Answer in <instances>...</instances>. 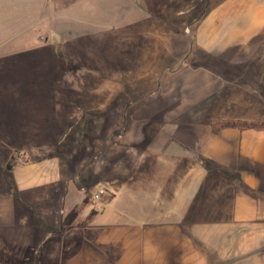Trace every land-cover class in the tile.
<instances>
[{
  "label": "crops",
  "instance_id": "0c3cea01",
  "mask_svg": "<svg viewBox=\"0 0 264 264\" xmlns=\"http://www.w3.org/2000/svg\"><path fill=\"white\" fill-rule=\"evenodd\" d=\"M9 1L0 0V249L11 264L25 244L37 264H101L104 254L115 264H195L194 253L196 264H264V128L205 119L264 122V0H210L193 39L175 43L181 56L168 74L182 64L186 87L147 93L149 107L133 112L148 107L149 118L122 135L131 121L123 102L90 105L79 119L62 118L58 105L37 119L44 47L66 42L45 38L60 27L44 29L43 9ZM74 70L63 73L91 78ZM70 80L49 89L76 96ZM102 159L98 187L87 188ZM100 188L107 198L92 200Z\"/></svg>",
  "mask_w": 264,
  "mask_h": 264
},
{
  "label": "rangeland",
  "instance_id": "374dc122",
  "mask_svg": "<svg viewBox=\"0 0 264 264\" xmlns=\"http://www.w3.org/2000/svg\"><path fill=\"white\" fill-rule=\"evenodd\" d=\"M209 1L10 0L6 5L7 9L26 8L30 14L32 10L43 9L44 29L53 25L60 27V31L53 30L50 31L51 33H45V38L66 42V45L62 46L44 47V59L39 72L44 74L45 94L43 105L39 103L36 109L37 119L44 120L46 123L51 118V112L54 113V108L58 105L62 106L60 111L62 118L75 115L79 119L80 114L89 111L88 106L90 105L93 106V109L102 111V107L105 108L106 105L111 110L112 107H116L117 103L122 102L126 105L125 115L127 117L125 120L131 121L125 123L124 128L119 129L121 135L127 125H132V120H138L140 117L148 119L151 111L148 110L149 96H146L147 93L157 89L180 90L186 87L188 81L183 79L182 64L173 70V74H168V71L176 67L170 63L176 62L177 58L181 56L180 51L177 52L175 43L181 46L187 40L193 39L190 26L193 24L194 18L199 16L198 12L200 13ZM191 5L193 8L189 7ZM189 8L191 11L188 16ZM76 58L78 61L75 65ZM80 58L82 60H79ZM84 58L88 60V63L83 68L84 64L80 61H84ZM75 68L77 75L86 69V74L81 75H88L91 78L74 79V74L63 73L75 71ZM58 71L62 72H59L61 76L57 78L58 75H55V79H52V72L58 73ZM101 75L106 78H102ZM155 76L157 79H150ZM67 79L73 82L74 86L80 88L76 96L63 88L59 94L55 95L50 91L49 88H52L54 83L65 88ZM90 87L96 90H92ZM29 88L34 89L32 86ZM31 97L32 95L29 93L28 104L30 106L33 103ZM144 103L148 105L145 110L137 109L133 112L135 105ZM76 104L77 109L76 107L71 109L72 105ZM129 105L131 106L129 107ZM162 114L164 115V113ZM186 115L189 114H182V116ZM215 116V113H205L206 120L220 122L221 120L215 119ZM93 125L94 131H101L99 126L94 125L93 127ZM145 129L146 136L150 134V130L151 132L157 130V128H154L155 130ZM141 132L143 136V130ZM100 139V143L106 142L103 137ZM92 146L98 145L94 143ZM64 153L67 152L63 151L62 154ZM81 161H77V167L80 166ZM103 162L104 159L101 160V164L92 168L95 169V172L86 177L87 188L98 187L97 182L99 176L102 175ZM94 193H92V200H94ZM103 198L105 200L107 196L105 195ZM27 255H29V245L25 244L22 251L17 254L19 259L13 257V264H37L33 261V257H30L31 261L29 262L27 260L29 257H25ZM10 258L9 253L5 255L3 250L0 251V264H11ZM100 258L103 259L101 264H115V259L109 255L104 254ZM154 258L156 257H147L146 259ZM158 258L163 259L162 256ZM191 258L196 264L195 253L194 256L191 255ZM80 259L78 262H81ZM125 259L128 260L127 264H133L137 257L129 256Z\"/></svg>",
  "mask_w": 264,
  "mask_h": 264
},
{
  "label": "trees",
  "instance_id": "16d2710c",
  "mask_svg": "<svg viewBox=\"0 0 264 264\" xmlns=\"http://www.w3.org/2000/svg\"><path fill=\"white\" fill-rule=\"evenodd\" d=\"M214 126L220 127V128H237L239 130H244L247 128L252 127H262L264 128V122H254V121H237V120H223L220 122H214ZM9 167V164H8Z\"/></svg>",
  "mask_w": 264,
  "mask_h": 264
},
{
  "label": "built area",
  "instance_id": "2783aa9c",
  "mask_svg": "<svg viewBox=\"0 0 264 264\" xmlns=\"http://www.w3.org/2000/svg\"><path fill=\"white\" fill-rule=\"evenodd\" d=\"M106 195V190L104 188H100L93 194V199L95 201L101 200Z\"/></svg>",
  "mask_w": 264,
  "mask_h": 264
}]
</instances>
